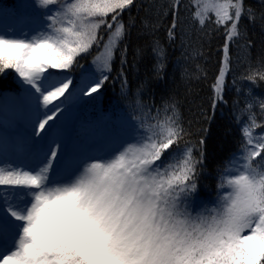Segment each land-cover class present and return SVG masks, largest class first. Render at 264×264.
<instances>
[{
  "label": "snow or ice",
  "instance_id": "obj_1",
  "mask_svg": "<svg viewBox=\"0 0 264 264\" xmlns=\"http://www.w3.org/2000/svg\"><path fill=\"white\" fill-rule=\"evenodd\" d=\"M0 264H264V0L0 4Z\"/></svg>",
  "mask_w": 264,
  "mask_h": 264
},
{
  "label": "trees",
  "instance_id": "obj_2",
  "mask_svg": "<svg viewBox=\"0 0 264 264\" xmlns=\"http://www.w3.org/2000/svg\"><path fill=\"white\" fill-rule=\"evenodd\" d=\"M13 0H0V4H13ZM212 48L209 52V54H213L215 52V48H216V44H217V40L214 38L212 40ZM205 51H209L208 47H207V43L205 44ZM176 55H178V51H176L169 63V67H168V72L171 74L173 72H175L176 75V79L177 81L180 80L181 77V72L187 68L189 72H193L195 70V65L194 63L189 62L188 64H184L183 62L180 65H177L175 63V57ZM253 55H255V53H253ZM129 59H131V56L129 57ZM200 63L204 64L205 67L208 66V63L206 61H204L202 58L199 60ZM212 64L216 63L215 58L212 59L211 61ZM144 72V68L143 66H141L140 69V75L142 76ZM231 82V81H229ZM193 86L195 87L196 92L199 93L200 96H204L208 85L207 84H203L197 81H192ZM116 91H119V85H116ZM181 93L184 92V89L181 88L180 89ZM108 96H112V91H111V87L110 90L108 92ZM189 99H193L195 100V103H200V100L195 97V96H191ZM105 104H107V100L105 101ZM229 105H226L224 109H217L216 113H215V118H214V123L212 124H206L205 127H207L209 129V133H210V138H211V143L213 145H215L216 151L218 154H225L226 151L230 148V146L232 144H234V141H232L231 136L232 134L229 132L227 135H225L224 130L221 127V124L224 120L228 119L229 116ZM183 112L186 116L191 115V113L188 111V107L186 106L183 109ZM192 112H195V108L192 109ZM198 118V117H196ZM195 130V128H194Z\"/></svg>",
  "mask_w": 264,
  "mask_h": 264
},
{
  "label": "rangeland",
  "instance_id": "obj_3",
  "mask_svg": "<svg viewBox=\"0 0 264 264\" xmlns=\"http://www.w3.org/2000/svg\"><path fill=\"white\" fill-rule=\"evenodd\" d=\"M13 2L15 3V2H16V0H13Z\"/></svg>",
  "mask_w": 264,
  "mask_h": 264
}]
</instances>
